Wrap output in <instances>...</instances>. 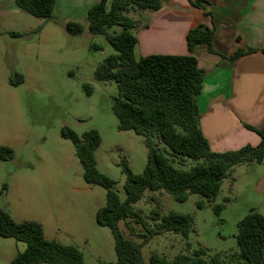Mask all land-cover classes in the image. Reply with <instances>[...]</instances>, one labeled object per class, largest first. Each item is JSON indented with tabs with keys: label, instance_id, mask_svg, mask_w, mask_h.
Masks as SVG:
<instances>
[{
	"label": "rangeland",
	"instance_id": "374dc122",
	"mask_svg": "<svg viewBox=\"0 0 264 264\" xmlns=\"http://www.w3.org/2000/svg\"><path fill=\"white\" fill-rule=\"evenodd\" d=\"M67 21L47 20L25 11L0 12V145L15 152L13 160L0 159V204L17 218L43 222L49 239L78 246L85 264L115 262L112 231L96 220L97 211L106 204V190L84 180L75 146L61 135V129L100 132L98 168L116 182L122 201L126 199V175L121 162L127 159L134 173H142L148 149L142 135L118 128L112 111L118 84L95 78L97 66L116 53L115 48L105 34L89 30L88 20L78 21L85 27L81 34L68 33ZM12 31L22 35L14 36ZM112 31L121 32L122 27L114 26ZM16 72L24 76L19 85L11 83ZM192 164V159L177 162L183 168ZM4 184L7 188L1 193ZM216 203L224 204L219 214L214 211ZM134 206L151 226H155L152 217L157 208L163 214L176 211L194 219L188 239L167 232L145 244L142 252L147 264H152L155 253L169 260L185 254L194 261L198 249L207 250L203 258L209 261L218 252L239 251L237 223L251 208L264 214V164L236 166L213 200L193 193L187 201L178 202L164 191L146 190ZM118 226L127 238L144 241L146 230L141 224L121 220Z\"/></svg>",
	"mask_w": 264,
	"mask_h": 264
},
{
	"label": "trees",
	"instance_id": "16d2710c",
	"mask_svg": "<svg viewBox=\"0 0 264 264\" xmlns=\"http://www.w3.org/2000/svg\"><path fill=\"white\" fill-rule=\"evenodd\" d=\"M16 5L33 16L53 18L56 0H15ZM164 0H100L88 10L89 30L105 34L116 53L107 56L95 70L100 81H114L119 93L113 98L112 111L119 120V130H133L142 135L148 149L147 163L142 173H134L127 159L121 162L126 175L122 201L115 189V181L98 168L96 151L102 143L97 129L82 134L64 126L61 135L72 141L76 155L83 166V178L91 185H100L106 190V204L96 213L98 224L111 229L115 240L117 260L100 264H147L142 248L154 236L167 232L181 233L186 239L194 231L191 214L170 211L163 214L160 208L153 212L155 226L148 224L141 210L135 208L146 190L164 191L178 202H185L193 193L213 200L221 190L224 180L238 165L264 161V123L261 127L247 125L256 131L261 141L257 146L245 145L239 149L217 152L212 150L204 136L200 118L198 96L202 92L206 76L200 67L197 53L202 47L214 53L212 46L215 29L198 24L187 33L189 53L186 55L152 54L136 57L138 37L130 28L146 27L142 14L157 12L163 8ZM195 7L207 9L212 15L214 4L207 0L192 1ZM121 26V32L112 31ZM70 34H81L85 27L81 22L68 20L65 24ZM14 36L22 34L11 32ZM95 46V45H94ZM97 47V46H95ZM259 51L256 48H240L229 61ZM264 52V49L261 50ZM24 76L16 72L11 83L19 85ZM91 93V87H86ZM164 144V146H163ZM169 148V149H167ZM15 152L8 145H0V159L13 160ZM192 159L189 168L177 165ZM4 184L1 193L6 190ZM228 200V199H226ZM204 203L199 202L203 207ZM224 204H214L219 214ZM121 220H133L141 224L146 233L143 242L127 238L119 229ZM239 251L218 253L207 261L205 249L194 251L196 259L180 254L173 260L155 253L152 264H264V214L256 208L237 223ZM0 236L25 242L26 249L19 252L11 264H85L84 254L74 244H63L49 239L43 224L37 220L16 221L0 206ZM189 244V243H188Z\"/></svg>",
	"mask_w": 264,
	"mask_h": 264
},
{
	"label": "crops",
	"instance_id": "0c3cea01",
	"mask_svg": "<svg viewBox=\"0 0 264 264\" xmlns=\"http://www.w3.org/2000/svg\"><path fill=\"white\" fill-rule=\"evenodd\" d=\"M99 1L56 0L53 18L87 20L88 10ZM192 1L195 0H164L160 11L144 12L141 18L147 26L135 29L138 37L135 54L138 51L139 58L152 54L186 55L189 53L186 37L191 28L201 23L214 28L215 52L202 47L197 53L199 65L206 72L198 96L203 134L217 152L248 144L257 146L261 137L247 125L261 127L264 123V52L261 51L264 49V0H207L214 4L212 15H208L207 9L195 7ZM0 12L20 14L22 10L15 0H0ZM248 47L259 51L235 62L226 58ZM256 164L264 161L243 165ZM0 206L16 221L26 220L17 218L8 206ZM16 213L21 215V210ZM44 232L48 238L45 227ZM25 249V242L0 236V264H11Z\"/></svg>",
	"mask_w": 264,
	"mask_h": 264
}]
</instances>
